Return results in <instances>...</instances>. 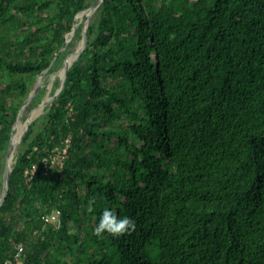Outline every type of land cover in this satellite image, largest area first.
<instances>
[{
	"label": "trees",
	"instance_id": "16d2710c",
	"mask_svg": "<svg viewBox=\"0 0 264 264\" xmlns=\"http://www.w3.org/2000/svg\"><path fill=\"white\" fill-rule=\"evenodd\" d=\"M93 1L0 0V154ZM86 36L21 139L0 264H264V0H102ZM105 207L136 229L95 236Z\"/></svg>",
	"mask_w": 264,
	"mask_h": 264
},
{
	"label": "rangeland",
	"instance_id": "374dc122",
	"mask_svg": "<svg viewBox=\"0 0 264 264\" xmlns=\"http://www.w3.org/2000/svg\"><path fill=\"white\" fill-rule=\"evenodd\" d=\"M83 19H84V17L77 18V20L75 19L76 20V23H77V26L78 25H82ZM88 23H89V21L87 22V25H88ZM73 37L74 36L71 37V33H69L68 36H67V38L70 41V45L68 46V49L69 50H68L65 58L67 56H69L74 50H76V48H78V46L80 44L81 35H80V37L75 38V39H72ZM63 61L59 64V66L56 69L46 70L39 77L40 78L39 79L40 80V84H41L40 87H39V89L36 91V93L33 95V97L28 102H26V106L24 107L23 110H22V107H21V110H22L21 116H20L19 121L17 122L18 125H19V128L18 127L15 128V131L16 130L17 131L19 130L18 131L19 134H21L23 132V130L25 128V123H26L27 120H29V125H31V124L33 125V133H32V135H35L36 133H38L41 130L42 126L44 125V121H45L44 115H45V113L47 111L48 104H43V107L40 108V109H39V106H40V104H42L43 101H45L46 99H48L49 97H51L53 95V93L56 91V89L58 88L59 83H60L59 73L61 71ZM54 74H55V76H54ZM50 80H51V82H50ZM37 81L38 80H35L34 81V84H33L32 88H31L30 93L33 91V89H34L35 84L37 83ZM35 95H37L38 97H35ZM37 109H39V110H37ZM14 126L15 125L13 124V127ZM15 131H14L13 134H15ZM25 147H26V143H23L22 140H20L18 142V144L15 145V148H14V151H13V159L12 160H14L16 158V156L18 155V153L21 152V151H23V149ZM54 161L55 162L59 161V157L56 156L54 158ZM5 162H6V150L3 151L0 154V193H1V190H2V174H3Z\"/></svg>",
	"mask_w": 264,
	"mask_h": 264
},
{
	"label": "water",
	"instance_id": "95a60500",
	"mask_svg": "<svg viewBox=\"0 0 264 264\" xmlns=\"http://www.w3.org/2000/svg\"><path fill=\"white\" fill-rule=\"evenodd\" d=\"M101 1L102 0H94L92 2V4L88 8H86L83 11H81V12L87 11L88 13L84 16V19H83V22H82V25H81V40H80V44H79L78 48H76V50H74L69 56H67L64 59L63 64H62L63 73H62V75L59 78L60 79L59 86L56 89V91L53 93V95L51 97H49L48 99H46L43 104H48V105L51 104V102L57 97V95L60 93L61 89L63 88L68 68L77 59L79 54L82 52V50L86 46V40H87L86 27H87V22L89 21L90 16L95 11V9L98 7V5L101 3ZM76 16L77 15H75V17H74L72 29L70 31L71 37L74 36V34L76 32V29H77V23H76V20H75ZM68 41H69V39L67 38L65 40V42L63 43V45H62L60 50H62L64 48V46L68 43ZM70 56H74L72 61H69V59H68ZM46 70H44L43 72H45ZM43 72L40 75L37 76L36 80H38V81L35 84V87H34L33 91L29 94L28 98L25 100V102H24V104L22 106V110L26 106V102H28L33 97V95L36 93V91L39 89V87L41 85L39 77L43 74ZM22 110H20V113H19L18 118L15 121L14 125H16V123L19 121ZM28 125H29V120L26 121L25 128H24L23 132L20 134L18 140L15 141V142L12 141V135H13L14 127L12 126V128H11L10 139H9V142H8V145H7V149H6V162H5V166H4V170H3V174H2V190H1V193H0V206L2 205V203L5 200V197L7 195L8 179H9V175H10V172L12 170L13 164L15 163V159L12 162H9V157L11 156V153L13 152V149L15 148V145L18 144V142L21 140V138L25 135L26 130L28 128Z\"/></svg>",
	"mask_w": 264,
	"mask_h": 264
},
{
	"label": "clouds",
	"instance_id": "9594fccd",
	"mask_svg": "<svg viewBox=\"0 0 264 264\" xmlns=\"http://www.w3.org/2000/svg\"><path fill=\"white\" fill-rule=\"evenodd\" d=\"M135 229L136 223L134 219L128 216H118L116 209L105 207L102 210L96 227L93 229V234L97 237H101L104 233L119 236L131 233Z\"/></svg>",
	"mask_w": 264,
	"mask_h": 264
},
{
	"label": "built area",
	"instance_id": "2783aa9c",
	"mask_svg": "<svg viewBox=\"0 0 264 264\" xmlns=\"http://www.w3.org/2000/svg\"><path fill=\"white\" fill-rule=\"evenodd\" d=\"M66 142H68L67 139H66ZM59 153H60V157L61 158H64L65 149L63 148ZM55 157H56V155L53 157V159ZM53 159H52V162H50V165H49L50 167L53 166V163H54ZM43 162H44L45 165H47L48 160L44 159ZM35 168H36V166L33 164L32 167L29 170H27V172L28 173H33V171L35 170ZM59 214H60L59 210H54L49 215L44 216V220L46 222H49V223L53 224L55 227H59V225H60V217H59ZM21 250H22V246H19L18 251L20 252Z\"/></svg>",
	"mask_w": 264,
	"mask_h": 264
},
{
	"label": "bare ground",
	"instance_id": "6f19581e",
	"mask_svg": "<svg viewBox=\"0 0 264 264\" xmlns=\"http://www.w3.org/2000/svg\"><path fill=\"white\" fill-rule=\"evenodd\" d=\"M87 13H88L87 11L80 12L79 14H77V16H76V20H77V18L84 17ZM78 21H79V20H78ZM73 58H74V56H71V57L69 58V61H72ZM62 73H63V70H62V68H61V71H60V73H59V76H61ZM54 76H55V74H54ZM59 78H60V77H59ZM50 82H51V80H50ZM50 84H51V83H50ZM43 103H44V101L42 102V104H40L39 109L43 107ZM39 109H37V110H39ZM20 126H21V125H20ZM16 127L19 128L18 123L16 124ZM18 131H19V130H18ZM18 131L16 130V131H15V134H13V136H12V141H13V142L17 141L18 138H19V136H20V134H19ZM13 151H14V149H13ZM12 159H13V152L11 153V156L9 157V162H12V161H13Z\"/></svg>",
	"mask_w": 264,
	"mask_h": 264
}]
</instances>
